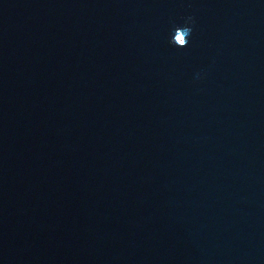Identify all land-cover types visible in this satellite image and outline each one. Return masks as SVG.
Here are the masks:
<instances>
[{"label": "water", "instance_id": "obj_1", "mask_svg": "<svg viewBox=\"0 0 264 264\" xmlns=\"http://www.w3.org/2000/svg\"><path fill=\"white\" fill-rule=\"evenodd\" d=\"M0 264H264V0H0Z\"/></svg>", "mask_w": 264, "mask_h": 264}, {"label": "clouds", "instance_id": "obj_2", "mask_svg": "<svg viewBox=\"0 0 264 264\" xmlns=\"http://www.w3.org/2000/svg\"><path fill=\"white\" fill-rule=\"evenodd\" d=\"M194 24V18L191 16L187 17L183 25L174 28V35L169 42L181 49L187 48L190 43V37L193 34ZM197 79H199V75Z\"/></svg>", "mask_w": 264, "mask_h": 264}]
</instances>
